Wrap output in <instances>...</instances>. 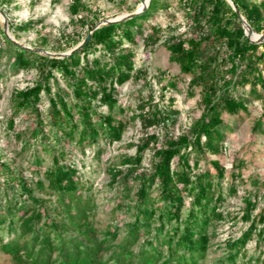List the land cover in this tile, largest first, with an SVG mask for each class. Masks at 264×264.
<instances>
[{
  "label": "trees",
  "instance_id": "trees-1",
  "mask_svg": "<svg viewBox=\"0 0 264 264\" xmlns=\"http://www.w3.org/2000/svg\"><path fill=\"white\" fill-rule=\"evenodd\" d=\"M11 1L2 0L0 6L4 10V2ZM178 1L189 31L169 35L164 44L170 61L189 75L190 95L199 88L201 109L200 116L179 134L175 126L180 112L171 104L151 103L146 110L142 103L138 112L129 115L120 102V87L135 76L133 45L143 34V22L168 0H150L143 14L94 30L79 51L62 58L19 47L1 28L0 61L5 59L14 72L32 67L38 72L33 86L12 93L8 121L21 143L19 155L31 151L30 161L25 167L0 155V249L15 263L202 264L207 256L215 230L226 218L220 206L226 198L222 181L227 169L220 159L202 168L201 160L207 154L225 153L231 127L223 114L248 112V99L235 90L249 87L251 96L264 97V42L249 40L227 0ZM234 1L253 30L263 32L264 1ZM69 9L87 34L102 18L84 0H72ZM35 23L31 19L9 27L19 39V32L35 28ZM160 32L152 25L143 38L145 45L159 42ZM82 39L70 35L60 49L67 51ZM169 85L175 87L176 82ZM42 94L47 97L44 110L39 106ZM23 111L33 119L26 132L15 123ZM137 119L156 130L130 145L136 146L133 155H123L110 166L108 184L118 189L114 220L99 228L92 189L71 159L72 147L83 154L87 147H96L100 156L104 147L121 141ZM252 131L264 132V106ZM151 149V166L145 168V154ZM242 164L233 167L231 195L238 193ZM254 184L258 188L259 178ZM242 200L240 218L248 227L240 236L225 240L217 264H264V209L254 214L259 194L256 190ZM253 239L260 250L257 256L246 252Z\"/></svg>",
  "mask_w": 264,
  "mask_h": 264
},
{
  "label": "rangeland",
  "instance_id": "rangeland-1",
  "mask_svg": "<svg viewBox=\"0 0 264 264\" xmlns=\"http://www.w3.org/2000/svg\"><path fill=\"white\" fill-rule=\"evenodd\" d=\"M72 0H12L4 2V14L8 23L14 26L28 20L36 21L35 28L29 31L19 32V41L26 45L45 49L52 52H62L60 49L69 41L70 35L86 37L87 33L78 22H75L70 14ZM93 9L102 15L101 19L116 17L138 9L142 0H84ZM261 2L264 0H251ZM2 3V0H0ZM1 7V6H0ZM2 8V7H1ZM152 25L161 28V39L156 44L145 45L143 38L149 32ZM143 34H138L137 42L133 45L136 52L134 77L120 87V102L126 107L129 115L139 111V105L145 103L146 110L151 103H160L161 106L171 104L179 110L175 133L182 132L195 118L201 114L197 105L199 88L195 94L190 95L188 86L189 75L180 72L179 65L170 61V52L164 44L165 39L171 34H185L189 31V21L178 0H168L166 6L161 5L149 20L143 22ZM1 28L3 18L0 15V46L4 44ZM190 35V32L188 33ZM82 39V40H83ZM98 52L97 54H99ZM137 71H140L139 73ZM138 75V76H137ZM60 76V75H59ZM38 79L36 68L14 72L6 63L0 61V155L7 160H14L18 165H28L31 151L19 155L21 143L15 140L13 132L8 127V121L12 112L11 95L14 91L33 86ZM175 81L176 86H170L169 82ZM64 89H67L65 81L61 80ZM235 94L248 99V112L231 116L224 113L225 121L230 125L227 130L225 153L216 156L207 154L201 160V167H208V161L220 159L225 165L226 178L222 181L225 201L220 210L226 215L225 220L216 228V235L212 240L207 256L202 264H217V260L224 255V242L227 238H236L247 229L248 222L243 221L242 215L243 196L257 190L259 194V206L255 213L264 209V132L254 133L252 126L260 116L264 106V97L257 99L249 94V87L235 90ZM40 109L47 106V97L42 94ZM15 123L18 129L26 132L33 124V119L26 111L16 117ZM156 128H145L140 119L133 121L121 141L112 146L104 147L100 156H97L96 147H87L83 154L77 147H72L71 159L80 167V173L86 186H91L92 199L96 203L95 222L99 228H105L114 220L113 207L116 205L118 189L111 187L109 168L118 164L123 155H133L136 146L144 136L152 133ZM33 149V148H32ZM145 154L143 166L150 168L152 152ZM45 165L49 164V157ZM193 162V161H192ZM243 163L241 167L242 177L237 180L238 193L231 195L229 184L231 173L235 164ZM234 165V166H233ZM29 172V171H28ZM259 178L260 184L255 188L254 181ZM84 194L87 191L84 190ZM123 215V213H122ZM264 249V243L262 247ZM246 252L249 255H259L260 250L255 246L253 239L248 243ZM240 259V258H239ZM0 264H17L11 256L0 249Z\"/></svg>",
  "mask_w": 264,
  "mask_h": 264
},
{
  "label": "water",
  "instance_id": "water-1",
  "mask_svg": "<svg viewBox=\"0 0 264 264\" xmlns=\"http://www.w3.org/2000/svg\"><path fill=\"white\" fill-rule=\"evenodd\" d=\"M227 1L230 3L232 8L234 9L236 14L238 15L240 21L242 22V24H243V26L245 28V31H246V35L248 36L249 40L252 43H262V42H264V31L261 32V33L255 32L253 30L251 24L248 22V20L245 18V16L242 14L240 9L236 5L235 1L234 0H227ZM142 4H143L142 8L136 9V10H134L132 12H127V13H124V14L116 16V17H110V18L101 19L100 21H98L89 30L88 34L86 35V37L83 40H81L77 45H75L74 47L70 48L69 50L62 51V52H52V51H48V50H45V49L37 48V47L26 45V44L22 43L21 41H19L12 34V32L10 30V27H9L8 19L5 16L4 11L2 10L1 7H0V15L3 18V32H4V35L12 43H14L15 45H17L19 47H22V48H25L27 50H31V51H34V52H37V53H40V54H43V55H47L49 57L62 58V57H67V56L79 51L91 39V36H92V33L94 32V30H96V29H98V28H100V27H102L104 25L120 23V22L126 21L128 19H131V18H134V17H137V16L143 14L147 10V8H148V6L150 4V0H142ZM253 34H258L259 37L253 39L252 38Z\"/></svg>",
  "mask_w": 264,
  "mask_h": 264
},
{
  "label": "bare ground",
  "instance_id": "bare-ground-1",
  "mask_svg": "<svg viewBox=\"0 0 264 264\" xmlns=\"http://www.w3.org/2000/svg\"><path fill=\"white\" fill-rule=\"evenodd\" d=\"M142 7H143V4L140 3V5L138 6V9H140V8H142ZM258 37H259L258 34H253V35H252V38H253V39L258 38Z\"/></svg>",
  "mask_w": 264,
  "mask_h": 264
}]
</instances>
